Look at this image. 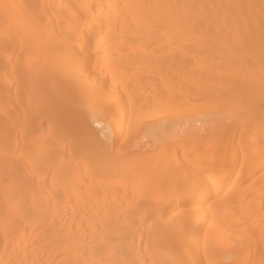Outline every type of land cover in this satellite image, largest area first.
<instances>
[{"label": "bare ground", "instance_id": "obj_1", "mask_svg": "<svg viewBox=\"0 0 264 264\" xmlns=\"http://www.w3.org/2000/svg\"><path fill=\"white\" fill-rule=\"evenodd\" d=\"M151 81L234 110L150 160ZM0 264H264V0H0Z\"/></svg>", "mask_w": 264, "mask_h": 264}, {"label": "rangeland", "instance_id": "obj_2", "mask_svg": "<svg viewBox=\"0 0 264 264\" xmlns=\"http://www.w3.org/2000/svg\"><path fill=\"white\" fill-rule=\"evenodd\" d=\"M164 87H165L164 85L154 84V82L151 81L150 83H148V89L146 90V92L147 93L151 92V90L155 92L157 90L161 93V98H159V100L153 99L154 102L157 101L156 103H154L152 99H150L154 96L151 94L149 96V103H147L148 99L147 101L140 102L141 104L139 103L140 107H142V105L145 104L144 102H146L148 105V106L143 105L144 108H146V110L145 109L141 110V108L139 109L142 111L140 115L146 113L144 114V116L146 115L147 116L144 118L147 119L148 121H151L149 122L151 126L146 133L142 132L139 134V140H140V147L141 148L144 147L143 151L145 152L147 151L146 154L149 157L148 159L150 160L158 159V157L160 156L159 148L160 146L162 147L163 144L166 145L170 143V141L177 140L179 138L181 139L182 136L184 138L183 134L185 132H189L187 131V129H190L189 127H191L190 126L191 124L196 125V128H198L197 133H199V135H204V137H207L206 135H210L212 139L214 137L217 138L218 135L216 134L217 136H215L214 133L222 131V130L216 131V129H219V127L222 128V124L220 122L219 123L214 122L215 121L214 118L220 114L222 115V117L226 115L224 111L230 112L232 109L234 110V104L228 102L226 98L225 100L221 99L220 102L219 101L215 102L216 100L214 99V97L209 95L208 91L206 90L201 91L196 89V92L193 91L192 93H187V92L178 93V91L181 89L177 85L171 87L170 89H164ZM247 107L248 105H246V108ZM242 108H245V106H243ZM220 112H222L224 115ZM148 116L150 118H148ZM229 122L230 123H226V124H231L232 121L230 120ZM203 126L206 129H208L207 130L208 133L210 132L212 133L206 134L207 131L206 132L202 131L204 128ZM170 127H172L173 130L178 127L176 130L177 133L175 135L171 134L172 130L169 129ZM202 132L204 134H202ZM222 134H225V131ZM210 136L208 137L209 139L211 138ZM147 137H149L148 140H146ZM200 138L203 139V137ZM209 139L205 138L202 142L200 141V143L205 145L204 141L206 140L209 141Z\"/></svg>", "mask_w": 264, "mask_h": 264}, {"label": "snow or ice", "instance_id": "obj_3", "mask_svg": "<svg viewBox=\"0 0 264 264\" xmlns=\"http://www.w3.org/2000/svg\"><path fill=\"white\" fill-rule=\"evenodd\" d=\"M202 175H207V174H202ZM201 195H204L203 191L200 192Z\"/></svg>", "mask_w": 264, "mask_h": 264}]
</instances>
